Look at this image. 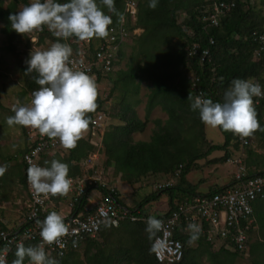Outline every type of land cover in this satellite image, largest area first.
Masks as SVG:
<instances>
[{
    "label": "trees",
    "instance_id": "16d2710c",
    "mask_svg": "<svg viewBox=\"0 0 264 264\" xmlns=\"http://www.w3.org/2000/svg\"><path fill=\"white\" fill-rule=\"evenodd\" d=\"M123 1L115 0V8L120 14H122ZM57 2L66 3L68 0H57ZM149 2L150 0H136L134 27L139 28L141 32L131 36L134 42L125 69H116L118 59L123 58L121 48L117 49L109 72L103 73L95 67L92 68L97 86L102 81L111 83L110 92L105 100L111 97L114 90L117 95L109 104L108 112H104L102 108L105 100L100 98L98 91L97 108L95 112L87 113L86 118L91 121L93 116L101 112L105 117L116 122L103 132L101 138L103 164L105 167L110 166L113 174L119 175L121 181L130 186L138 185L135 187V193L132 191L131 194L139 193V185L143 179L164 177V182H156V189L153 192L146 194L135 203L131 201V206L121 204L117 192L112 189L110 195L114 202L128 210L136 220L123 219L115 227L104 224L96 238L86 239L76 250H68L61 257L55 254L49 255L57 261V264H158L153 258L150 246L155 232L150 234L146 231L148 224L144 220L150 216L146 206L164 196L166 208L153 217L168 218L178 207L190 203L192 197L201 194L195 190V184L186 180L190 172L200 168L197 161L204 160L207 165L221 166L228 163V160L234 157L233 154L239 151L238 143L231 132L217 128L222 136L221 144L214 145L206 140L204 123L201 122L198 111L191 110L192 101L188 100L189 94L193 97L191 83L197 79L196 86L204 94V98L219 103L224 102V94L234 79L256 81L264 91V64L252 62L251 57L256 43L250 37L252 32H261L264 24L260 19L255 18L247 0H234V7L219 17L216 27L209 28L203 26L201 16L209 11L207 9L211 0H157V7L154 10L149 8ZM97 3L99 4V0ZM29 4V0H8L4 5V0H0V33L5 37L6 49L9 52L13 53L14 44L26 38L25 35L21 36L11 29L9 15L18 13ZM101 7L104 8L103 5ZM103 11L112 17L113 23L109 28L115 27L120 16L108 13L106 7ZM180 14L184 16L178 21L177 15ZM132 28L129 25V29ZM44 31L45 28L42 32L32 33L31 37L34 35L36 43H41L40 34ZM49 38L54 43L69 44L72 53H78L79 41L75 37L68 40H57L50 36ZM28 40L26 38L25 43ZM101 41L102 39L93 38L84 47L85 60L89 63H93L94 53ZM209 41H212V44H209ZM192 45H197L199 50L207 49L208 56L204 59H200L199 56L187 57L186 49ZM29 58L28 54L22 55L18 63V74L22 82L21 96L28 95L32 98V93L39 90L40 86L35 83L37 73L26 74L28 67L26 61ZM141 84L148 90L143 105V121L139 120L135 110L141 102L138 99ZM156 107L166 115V120L163 123L159 120L153 121L155 129L147 142H134L131 136L144 130L149 113ZM255 110L260 126L264 128V98H261ZM89 138L79 140L77 146L67 150L66 157L59 160L68 165L69 178L80 176L79 162L96 151V148L89 143ZM247 141L248 145L243 149L242 160L245 176L249 178L252 175H262L264 154L256 153L255 148L250 145L255 141V147L264 152V131H256L251 137H247ZM27 150L28 147L25 146L16 156L11 157L14 160L18 157L19 161H16V168L12 173H4L0 176V186L3 187L7 179L15 175L16 183L25 190V170L21 156ZM213 152H218L220 155L207 159ZM51 153L53 152L45 151L41 155L45 157H40V165L50 167L52 160L48 161V157L52 155ZM11 158H8V162ZM171 179L174 182L170 186L162 187L164 183L172 181ZM202 182L204 180L200 179L197 185ZM234 182V174H232L228 183L222 186L213 185L204 194L213 195ZM92 190L97 191L99 197H104L110 192L107 184L103 187H88L78 207L88 206L86 196ZM0 193H3L0 197L5 200L6 191L1 189ZM58 197L60 196L54 197L53 201L59 200ZM262 201L264 202V190L251 204L253 222L247 235L248 238L252 236L255 241L251 244L248 241L246 243L250 264H264V210H259ZM190 224L181 217L172 231V238L182 245V259L175 264H200L202 254L207 255L210 264H224L218 260L219 256L234 258L242 255L226 250L223 245L215 252L210 251L211 244L206 241L200 230L198 239L190 243L193 234L188 228ZM5 230L0 224V231ZM23 245L35 246L33 242H25ZM16 250L17 247H14L8 252L6 264H13L17 258ZM79 251L81 253L77 254ZM24 264H29L28 258H25Z\"/></svg>",
    "mask_w": 264,
    "mask_h": 264
},
{
    "label": "clouds",
    "instance_id": "9594fccd",
    "mask_svg": "<svg viewBox=\"0 0 264 264\" xmlns=\"http://www.w3.org/2000/svg\"><path fill=\"white\" fill-rule=\"evenodd\" d=\"M101 5L108 13L116 14L123 19L115 8V0H68L58 3L57 0H32L16 14L9 15L11 29L24 36L34 32H42L45 27L55 37L68 40L75 37L80 42L93 38L106 39L109 26L113 20L105 14ZM149 8L157 7V0H150ZM72 48L67 43L56 42L46 50H31L26 61V74L35 72V83L39 90L32 93L27 106H14V116L7 118L9 126L19 125L37 130L41 136L58 140L66 150H72L87 132L90 120L87 113L95 112L98 86L95 78L85 71L70 67L73 61ZM254 97L264 98V91L259 83L252 80L234 79L224 94V102H213L204 98L201 93L195 97L188 95L192 101L191 110L198 111L202 123L213 129L231 132L241 139L251 137L256 131H264L257 119ZM48 163L47 161L45 162ZM0 167V176L5 172ZM27 181L36 199H47L50 196H66L72 185L69 178V167L66 163L52 160L50 167L32 164L27 169ZM40 227L41 243L25 247L17 245L13 264H57V261L45 251V246L57 245L63 248L62 238L69 234V226L62 215L50 212L43 221L37 222ZM150 234L161 227V221L149 218ZM193 233L189 242L198 239L199 226L190 224ZM8 249L0 252V264H6L5 256Z\"/></svg>",
    "mask_w": 264,
    "mask_h": 264
},
{
    "label": "built area",
    "instance_id": "2783aa9c",
    "mask_svg": "<svg viewBox=\"0 0 264 264\" xmlns=\"http://www.w3.org/2000/svg\"><path fill=\"white\" fill-rule=\"evenodd\" d=\"M234 7V0H211L207 14L201 16V23L204 27H216L219 17L230 11ZM137 3L136 0H124L122 16L119 18L117 25L109 28V36L98 44L97 50L94 53L93 63L85 60L84 47L87 42H78V53L73 54L70 58L73 63L70 67L76 70L85 71L88 75L95 78L92 68L101 72H109L112 69V60L116 55V51L122 44L126 42L132 35L138 33L139 28L134 27L136 22ZM129 25L133 27L129 29ZM252 41L256 43V48L253 51L251 60L264 64V29L261 32H252L250 35ZM212 44V41H209ZM186 56L193 58L199 56L204 59L208 56V50H199L197 45H192L186 49ZM195 79L190 89L193 97L201 94L200 89L196 86ZM257 83L256 81H253ZM254 107L259 105L261 98L254 97ZM105 118L104 113H97L90 121L89 128V143L93 147L101 145V139L93 140L92 136L99 131ZM235 140L238 143L239 156L233 160H228L235 167L234 184L221 189L213 195L199 194L191 198L190 203H184L176 209V212L171 213L168 218L158 219L161 221V227L154 230L155 235L151 241V251L154 260L158 264H175L182 259V245L178 240L172 238V231L178 225L181 217L186 223H195L199 226L200 232L205 236L206 241L211 245H223L226 250L235 251L242 255L247 254L246 243L248 241L247 231L252 226V207L251 204L257 197H260L264 190V174L252 175L249 178L245 176V170L242 165L243 149L248 145L247 138L241 139L235 135ZM29 140L28 150L21 156L25 170V191L26 201L24 216L22 222L15 228L0 231V252L5 248L8 252L17 247L20 243L33 242L36 245L41 243L40 227L38 221H43L49 214L50 203L53 196L47 199H36L27 181V169L30 165L35 164L41 166L39 159L45 151L54 152L59 147L58 140H51L46 136H41L37 130L30 129L27 132ZM96 153V152H95ZM95 153L89 155L81 163V175L70 178L72 180L71 190L67 194L69 199L66 203V212L62 215L64 222L69 226V234L62 238L64 247L57 245L45 246V251L49 255L55 254L61 257L68 250H76L78 246L86 239H94L101 226L110 224L115 227L120 220L130 219L135 221L128 210L122 208L111 197L112 189L104 196L92 201L91 207L83 205L78 207L81 197L84 195L86 188L96 186L103 187L98 183L94 174ZM94 158V159H93ZM176 176V175H175ZM172 181H168L162 187H168ZM56 197V196H55ZM67 198V196H60ZM76 208V209H75ZM150 218V217H149ZM144 221L147 223L148 219ZM148 224V223H147ZM6 254V256H7ZM5 256V259H6Z\"/></svg>",
    "mask_w": 264,
    "mask_h": 264
},
{
    "label": "rangeland",
    "instance_id": "374dc122",
    "mask_svg": "<svg viewBox=\"0 0 264 264\" xmlns=\"http://www.w3.org/2000/svg\"><path fill=\"white\" fill-rule=\"evenodd\" d=\"M8 2V0H4V5ZM32 0H29V3H31ZM248 6L253 10V13L255 14V18L260 19L264 24V0H247ZM105 10V7L103 8ZM184 15L180 14L177 15V20L179 21ZM1 27V24H0ZM141 30L139 29V34ZM32 34H25V37L29 40L25 43V39H22L21 42L15 43L14 52H9L6 49V41L5 37L0 33V167L5 168V174L6 173H12V171L16 168V164H13L15 161H19V158L16 157V160L12 159L11 157L16 156L19 151H21L25 146H28V138H27V132L31 128L27 127H21L19 125L9 126L6 123V120L10 116H14V112L12 111V108L14 106H27L30 104V101L32 98L27 96H21L22 91V82L21 78L18 74V63L20 59L22 58L23 54H28L30 56L31 50H46L54 43L50 40L49 36L53 39L59 40L60 38L55 37L51 32L48 31L47 27H45L44 33L40 34L42 37L41 43H36V38ZM136 36V34H135ZM31 37V38H30ZM132 38L130 37L124 44L120 46L121 53L123 54V58L118 59L117 61V68L116 69H125V64L127 62V57L130 52V48L133 45ZM111 83H108L106 81H102L101 84L98 85V91L100 98L102 100H105L108 93L110 92ZM114 89V88H113ZM147 88L141 84L139 93H138V99L141 101L138 106H136V114L140 121H143L144 119V110L143 105L145 101V94L147 93ZM117 95V92L114 90L111 94V97L105 102L102 108V111L108 112L109 104L113 102ZM108 117L104 118V121L99 129L95 134H93L92 138L93 140L98 141L100 139L101 134L107 130L110 126L115 124L116 122H112L111 119ZM154 120H159L160 122H164L166 120V115L159 109L155 108L153 111L150 112L146 126L142 133L133 134L135 135L132 139L133 140H144L149 138L151 136L152 131L155 129L154 126ZM105 129V130H104ZM26 131V132H25ZM89 131L84 135H87ZM204 134L206 138L210 141H212V144L217 145L222 142V136L218 132L217 129L210 128L204 124ZM89 138V137H88ZM87 138V139H88ZM255 142V141H254ZM251 144L250 146L255 148L256 153H259L260 149H257L256 142ZM61 148L62 146L59 145ZM58 147V148H59ZM57 148V150H59ZM63 148V147H62ZM100 147L99 149H101ZM97 149V147H96ZM98 149L97 151H93L95 153V160L94 162V176L97 179L98 183L101 185L107 184L109 187L110 185L113 186V182L117 181L118 177L113 174L112 170L108 167H105L103 164L104 157L101 154V151ZM60 151V150H59ZM56 152V151H55ZM240 150L236 153H234V157L230 158V160H233L235 157L239 156ZM65 153V152H64ZM244 151H242V155L244 157ZM261 153V152H260ZM259 153V154H260ZM218 152L213 153V156L217 157ZM8 158H11V160L8 162ZM94 159V158H93ZM201 161V160H200ZM202 164L199 165L200 168L205 169L203 173L197 172L196 170H193L188 175V180L195 184V190L198 193L204 194L208 188L207 185H210L209 183L213 184L215 181L217 185L222 186L225 183L229 182V179L232 177V174L235 172V167L231 163H225L221 166H216L214 168L215 170H212L213 167L210 168L205 162H200ZM8 175V174H7ZM13 175L11 178H8L5 182V185L1 189L7 191L9 193V196L5 194V200H8L4 202L2 198L0 197V221L1 219L6 222L4 224L6 228H15L18 225L21 224L22 218L24 216V203L25 200L21 199L23 194V189L20 188L16 183V178ZM209 176V177H207ZM15 179V180H14ZM202 179L204 180L203 184L197 185V180ZM217 179V181H216ZM161 183V182H160ZM138 185H132L130 186L127 183H121L117 184V189L119 190V197L118 200L123 205H129L131 206L130 202L134 201L137 202L145 196L146 194L153 192L156 189V181L155 179L148 178L145 181L142 180L140 182V188L139 193L136 195L131 194L132 191L135 190V187ZM0 189V190H1ZM6 192V193H7ZM11 192L12 195L10 194ZM18 192V194H17ZM135 193V191H134ZM3 193H0V196H2ZM14 194V195H13ZM96 195V193L92 190L89 193V198H93ZM4 196V195H3ZM12 196L15 197V200L19 197V203L17 205H14V200L12 199ZM12 199V200H11ZM147 207V213L153 214L154 216H157L160 214L162 210L166 208V198L164 196H161L156 202H152ZM2 223V221H1ZM255 240L252 236L248 238V242L251 244ZM195 247V246H192ZM219 248V244L216 245H210V251H217ZM81 251H79L77 254H80ZM218 260L224 262V264H250L248 255L245 253L243 255L235 256L234 258L228 257V256H219ZM200 264H210V261L207 258L206 254H202L200 258Z\"/></svg>",
    "mask_w": 264,
    "mask_h": 264
},
{
    "label": "crops",
    "instance_id": "0c3cea01",
    "mask_svg": "<svg viewBox=\"0 0 264 264\" xmlns=\"http://www.w3.org/2000/svg\"><path fill=\"white\" fill-rule=\"evenodd\" d=\"M158 108V107H157ZM155 109V108H154ZM153 109V110H154ZM152 110V111H153ZM150 114V113H149ZM149 116V115H148ZM109 120V119H108ZM112 121V120H111ZM155 121V120H154ZM112 122H114V121H112ZM162 123V122H161ZM105 130V129H104ZM26 132V131H25ZM143 132V131H142ZM141 132V133H142ZM134 134H137V133H134ZM27 136V135H26ZM88 133H87V135H83V138L82 139H86V138H88ZM102 136H103V133L101 134V136H100V139L102 138ZM135 135H132L131 137L133 138ZM149 138H150V136H149ZM149 138L148 139H146V141H144V140H133L134 142H147L148 140H149ZM205 138H206V136H205ZM206 140L207 141H209L211 144H212V141H210V140H208L207 138H206ZM222 143V142H221ZM220 143V144H221ZM60 145V144H59ZM100 147H102V144L100 145ZM60 148V147H59ZM58 148V149H59ZM60 150V151H59ZM59 150H55L53 153H51L52 155L51 156H49L48 158H49V160L48 161H50V160H60V159H62V158H64V157H66V155H67V150L66 149H64V148H60ZM101 152H102V148L101 149H99ZM258 151H260L259 153L260 154H264V152H263V150H258ZM65 152V153H64ZM213 153H216V152H213ZM213 153L212 154H210L209 156H208V158L207 159H211V158H214L215 156H213ZM91 155V154H90ZM218 156L220 155V153H218L217 154ZM89 156V155H88ZM43 157H45V156H42L41 158H43ZM83 161V160H82ZM82 161L81 162H79V168L81 169V163H82ZM200 162H205L204 160H201V161H197L196 163H197V165H198V168H199V165L200 164H202V163H200ZM13 164H17V162L15 161ZM16 166V165H15ZM208 166H210V168L211 167H213V169L212 170H215L214 168H216V166H219V165H208ZM43 167V166H42ZM108 168H110L111 170H112V168L110 167V166H108ZM197 172L199 171L200 173H203L204 171H205V169H203V168H199V169H197L196 170ZM82 172V171H81ZM191 173V172H190ZM189 173V174H190ZM188 174V175H189ZM81 175V174H80ZM115 175V174H114ZM188 175L186 176V180L189 182V183H191V184H193L192 182H190L189 180H188ZM116 177H118V179H117V181H114L113 182V186H111L110 185V189H113L115 192H117V194H118V197H119V190L117 189V184H121V183H123V181H121L120 180V178H119V175H116ZM207 177H209V176H207ZM149 178H151V177H149ZM154 179H156L155 181L156 182H161V183H163L164 181V177H162V178H158V177H153ZM146 179H148V178H146ZM143 180H145V179H143ZM172 180V183L174 182V180L173 179H171ZM200 181V179H198L197 180V182H199ZM216 181H217V179H216ZM125 183V182H124ZM204 182H202L201 184H203ZM210 185H207L208 186V188L209 187H211V186H213V185H217L216 184V182L214 181L213 182V184H211V183H209ZM226 184V183H225ZM18 185V184H17ZM199 185V184H198ZM19 186V185H18ZM219 186V185H218ZM20 187V186H19ZM208 188H207V190H208ZM206 190V191H207ZM95 193H96V195L93 197V198H91V200L92 201H95L96 199H98L99 198V194H98V192L97 191H95V190H93ZM7 192V191H6ZM12 193L13 192H11L10 194L12 195ZM8 196H9V193L7 192L6 193ZM17 194H18V192H17ZM22 194H23V196H22V198L21 197H19V198H21V199H24L25 201H26V194H25V190H23V192H22ZM14 195V194H13ZM67 196V198H65V197H58L57 199H59V200H57L56 202H54L53 200L51 201V203H50V211L52 212V211H55V212H57L58 214H60V215H63L65 212H66V203H67V201H68V199H69V195H66ZM88 197H89V194L87 195ZM19 198L18 199H16L15 200V197H13L12 196V199L14 200V205H17L18 203H19ZM7 199V198H6ZM11 199V200H12ZM88 199H90V198H88ZM6 201H8V200H4V202H6ZM92 201H86V203L88 204V206L89 207H91L92 206V204H91V202ZM25 204V203H24ZM126 206H128V205H126ZM259 206H260V208H259V210L260 211H262V210H264V202L262 201L260 204H259ZM50 213V212H49ZM148 215H150L149 217H153V214L151 213V214H148ZM1 221H2V223H1ZM1 221H0V224L1 225H3L4 226V228L6 229V230H9L10 228H6V226L4 225V224H6V222H4V220L3 219H1Z\"/></svg>",
    "mask_w": 264,
    "mask_h": 264
}]
</instances>
